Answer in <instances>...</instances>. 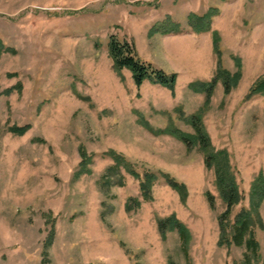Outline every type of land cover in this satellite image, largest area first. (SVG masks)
Instances as JSON below:
<instances>
[{"label": "rangeland", "instance_id": "obj_1", "mask_svg": "<svg viewBox=\"0 0 264 264\" xmlns=\"http://www.w3.org/2000/svg\"><path fill=\"white\" fill-rule=\"evenodd\" d=\"M214 7L209 32L187 26L190 14ZM167 17L187 30L152 32ZM112 35L176 72L174 92L149 80L137 87L115 68ZM220 64L240 77L229 92L219 78L207 101L190 84L211 82ZM260 79L264 0H0V264H245V247L219 244L226 203L205 150L171 130L196 135L189 117L200 114L213 146L229 152L242 191L233 223L264 174V94L247 95ZM113 152L140 172L171 174L188 196L162 180L144 201L124 169L123 185H104ZM130 198L142 204L128 209ZM173 214L190 231L188 258L179 232L158 229ZM259 214L254 263L264 264V199Z\"/></svg>", "mask_w": 264, "mask_h": 264}, {"label": "trees", "instance_id": "obj_2", "mask_svg": "<svg viewBox=\"0 0 264 264\" xmlns=\"http://www.w3.org/2000/svg\"><path fill=\"white\" fill-rule=\"evenodd\" d=\"M219 12L217 7L212 8L209 12L204 14L192 13L188 17L187 26L196 33L209 32L212 28V22L214 15ZM168 19L158 23L152 30V32H161L163 34L172 33H182L187 30L181 22H177L174 18L167 17ZM213 40L215 45V51L220 55L221 47L219 45L221 37L218 31L213 33ZM110 49V54L113 59L115 68L121 70L127 68L132 71V76L134 78L137 87H141L146 80L151 81L154 84H161L162 86L171 89L174 92L175 85L177 83L178 74L176 72H166L162 68L155 67L151 62L144 61L137 54L136 47L127 40H121L117 35H112L108 44ZM221 63V61H220ZM216 76L209 82L200 83L193 82L190 84L191 87L196 88V90H205L207 92V101H209L212 94V90L219 78L223 79L224 85L226 87V92L230 91V86L232 81L239 79L240 73L231 75L227 70L223 69L221 64L219 65ZM201 86V87H198ZM197 86V87H196ZM198 88V89H197ZM10 90H8L9 92ZM259 93L264 94V79H260L259 82L252 85L248 96H254ZM190 123L193 125L196 135L187 134L180 131L175 127L174 134H176L183 142L187 145L199 143L203 150L206 152V165L208 168L214 170L216 175V187L222 200L226 203V209L221 214L219 224L221 229V236L219 244H234L237 246L245 247L246 253L245 264H255L254 260L257 258L260 242H258L254 226L261 222V214H259V209L264 199V174L257 176L253 183L250 191V204L251 206L246 209L243 208L236 213L235 220L230 223L231 212L235 204L240 202L242 198V191L238 184L235 172H233L231 158L229 152L224 149H216L211 143V138L209 132L206 130L203 118L200 114H192L189 117ZM29 128V125L25 126H14L12 128L13 132L24 133ZM85 152V151H84ZM86 155V154H84ZM115 164L108 168V171L103 175L104 185H123L124 175H122V170L131 175H135L140 181V189L142 191V197L144 201H149L153 197V186L157 181H164L169 186L178 190L183 198L188 196V188L185 183L176 179L171 174L164 171H153L144 170L140 172L134 163L128 161L124 156L117 153H112ZM89 158L84 157L83 171L89 172L90 170L86 167ZM119 175L118 179H112L113 175ZM113 176V177H112ZM113 180V181H112ZM210 204L214 205L213 195L211 193L208 196ZM127 208L134 209L140 206L142 203L138 198H130L127 201ZM158 229L164 236L168 230H174L179 232L181 245L183 247L186 258H188V248L187 243L190 239V231L187 229L186 225L177 216L169 215L159 219ZM141 264V263H138ZM191 264V263H190Z\"/></svg>", "mask_w": 264, "mask_h": 264}, {"label": "crops", "instance_id": "obj_3", "mask_svg": "<svg viewBox=\"0 0 264 264\" xmlns=\"http://www.w3.org/2000/svg\"><path fill=\"white\" fill-rule=\"evenodd\" d=\"M124 71L127 72V73H129V74H132V71H130V70L127 69V68H125ZM195 78H196L195 76L189 77V78H188V82L193 81ZM147 82H148V80H146L145 83H143V84L141 85V88H143V87L146 85ZM188 82H187V83H188ZM134 83H135V81H134ZM135 85H136V84H135ZM136 86H137V85H136Z\"/></svg>", "mask_w": 264, "mask_h": 264}]
</instances>
